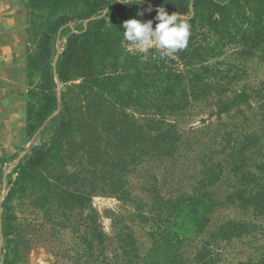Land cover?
Segmentation results:
<instances>
[{"label": "trees", "instance_id": "16d2710c", "mask_svg": "<svg viewBox=\"0 0 264 264\" xmlns=\"http://www.w3.org/2000/svg\"><path fill=\"white\" fill-rule=\"evenodd\" d=\"M161 5L169 14L190 18L187 47L167 56L157 48L125 52L123 21L153 19ZM26 8L25 131L33 141L3 202L7 250L2 264H17L12 201L23 206L26 198L58 229L78 233L72 215L86 212L79 239L94 264H184L182 245L201 234L192 262L218 264L216 245L249 234L256 224L224 219L204 228L208 212L228 205L264 219V112L258 128H241L231 147L232 157L258 150L260 159L254 169L229 167L220 201L204 199L206 187L221 180L220 162L205 165L192 192L176 198L161 197L156 178H150L149 203L131 195L125 177L140 162L175 156L180 134L166 114L212 92L223 95L240 79L237 64L245 68L255 57L264 66V0H26ZM227 46L239 63L219 60ZM254 90L243 84L231 91L218 112L249 103ZM243 118V125L250 122ZM230 141L225 138L226 145ZM70 158L79 166L74 171L68 170ZM95 194L116 196L133 208L124 219L129 223L123 220L118 228L111 255L106 253L109 236L89 213ZM135 227L143 230L149 246L141 247ZM239 264H264V251Z\"/></svg>", "mask_w": 264, "mask_h": 264}, {"label": "rangeland", "instance_id": "374dc122", "mask_svg": "<svg viewBox=\"0 0 264 264\" xmlns=\"http://www.w3.org/2000/svg\"><path fill=\"white\" fill-rule=\"evenodd\" d=\"M21 3L26 8V0H0V7L4 3ZM156 23V22H155ZM153 23V27H155ZM71 27H75L71 24ZM26 28H27V8H26ZM64 40V39H63ZM60 40L56 44V55L60 50ZM25 46L27 50L28 40L25 30ZM122 48L130 54H146L138 52L133 45L122 40ZM155 48V47H153ZM231 46H227L225 54L219 60L233 61L239 63L233 54ZM26 57V52L24 60ZM213 62V60H210ZM179 63V62H178ZM220 66H224L221 64ZM180 68V64H176ZM242 68L237 64V75L240 79L231 83L228 90L223 95L211 93L210 95L192 100L186 108L172 114H166V121L172 122L180 134L178 150L173 158L155 161H143L131 172L127 173L125 180L132 196L143 202L151 201V194L146 190L150 185V178L155 177V186L158 194L163 198H176L192 192L197 184L198 178L205 168L211 166L213 162H220L222 165L221 180L216 184L206 187L207 193L204 199H223L226 190V182L229 167L232 164L240 165L243 168L254 169L260 159V152L252 150L232 157L231 147L235 145L234 138L237 132L246 127L258 128V121L264 112V66L259 63V59L253 57ZM232 74L234 71L231 72ZM243 84L255 87L252 97L247 104L240 108H234L230 112H218V104L221 100L230 96L231 91H235ZM62 84H58V90L62 89ZM25 102L24 98V119L21 125L7 126L5 138L7 149L2 152L0 158V264L4 259L7 250L6 238L1 229V218L3 212V202L8 188L15 178L18 164L29 154V148L33 139L26 136L25 131ZM243 116L248 117L250 122L243 125ZM13 134L15 137H13ZM1 136V135H0ZM231 139L226 145L225 138ZM13 143H9L11 141ZM224 148V149H223ZM232 153V154H231ZM207 167H206V166ZM79 166L74 158L68 159V170L74 171ZM92 170V169H91ZM13 212L15 220L13 224L18 232L16 242L18 245L17 264H94V258H87L85 253L86 243L79 239L84 230L82 221L83 214L75 211L72 220L75 226L78 225V233L69 228H56L49 221L45 220L43 213L29 203L28 198L24 200L23 206L17 200H13ZM133 211L129 202L117 198L113 195L95 194L91 199V209L89 213L98 229L109 236L106 245V253L111 255L116 244V235L121 222L126 219L128 213ZM211 216V217H210ZM209 222L204 228L210 227L212 223L234 219L251 221L256 224L255 230L242 236L234 238L230 242H220L216 245L221 259L218 264H239L248 258H258L264 251V219L245 216L231 206L223 205L207 213ZM124 222L129 223L127 220ZM136 234L141 243V247L149 246L148 239L144 236L140 227H135ZM193 242H185L182 245L185 261L184 264H195L191 258L199 246V238Z\"/></svg>", "mask_w": 264, "mask_h": 264}, {"label": "crops", "instance_id": "0c3cea01", "mask_svg": "<svg viewBox=\"0 0 264 264\" xmlns=\"http://www.w3.org/2000/svg\"><path fill=\"white\" fill-rule=\"evenodd\" d=\"M25 30V6L13 1L4 3L0 7V158L7 149V126L21 125L24 119Z\"/></svg>", "mask_w": 264, "mask_h": 264}, {"label": "clouds", "instance_id": "9594fccd", "mask_svg": "<svg viewBox=\"0 0 264 264\" xmlns=\"http://www.w3.org/2000/svg\"><path fill=\"white\" fill-rule=\"evenodd\" d=\"M152 11L151 8L147 9ZM142 16L143 12H138ZM189 17L179 12L169 14L161 5L153 19L142 21L136 17L123 21V37L140 53H148L155 47L161 56H167L184 49L190 37ZM156 21L153 27V21Z\"/></svg>", "mask_w": 264, "mask_h": 264}]
</instances>
